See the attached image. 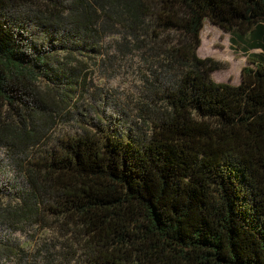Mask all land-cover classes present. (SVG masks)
Returning a JSON list of instances; mask_svg holds the SVG:
<instances>
[{
	"label": "trees",
	"instance_id": "trees-1",
	"mask_svg": "<svg viewBox=\"0 0 264 264\" xmlns=\"http://www.w3.org/2000/svg\"><path fill=\"white\" fill-rule=\"evenodd\" d=\"M206 19L238 84L197 54ZM116 60L138 122L65 129ZM0 150V264H264V0H0Z\"/></svg>",
	"mask_w": 264,
	"mask_h": 264
},
{
	"label": "rangeland",
	"instance_id": "rangeland-1",
	"mask_svg": "<svg viewBox=\"0 0 264 264\" xmlns=\"http://www.w3.org/2000/svg\"><path fill=\"white\" fill-rule=\"evenodd\" d=\"M251 51L259 52L257 49ZM197 54L201 58H212L220 64V68L211 72V78L215 82H240L241 69L247 64V55L241 47L231 44L229 32L211 24L207 19L201 30ZM135 66V62L118 60L104 67L92 66L86 79V91L77 95L70 109L71 120L65 121L67 124L65 123L64 128L75 131L79 121L85 123L98 114L108 118L122 116L129 121L128 124L134 123L132 119L137 123V113L140 111L136 105V92L133 90L137 79ZM2 155L0 150L1 158Z\"/></svg>",
	"mask_w": 264,
	"mask_h": 264
}]
</instances>
